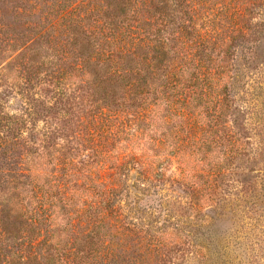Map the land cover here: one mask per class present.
<instances>
[{"label":"trees","instance_id":"1","mask_svg":"<svg viewBox=\"0 0 264 264\" xmlns=\"http://www.w3.org/2000/svg\"><path fill=\"white\" fill-rule=\"evenodd\" d=\"M250 37L264 0H0V264H179V223L128 175L200 212L255 182L229 74Z\"/></svg>","mask_w":264,"mask_h":264},{"label":"rangeland","instance_id":"2","mask_svg":"<svg viewBox=\"0 0 264 264\" xmlns=\"http://www.w3.org/2000/svg\"><path fill=\"white\" fill-rule=\"evenodd\" d=\"M235 53L229 72L230 94L244 124L245 130L240 131L251 141L253 159L248 163L257 170L249 173L253 176L260 169L255 182H237L232 174L222 189L225 198L218 195L217 188L209 190L210 199L206 196L200 212L195 209L196 194L188 186L170 182L153 185L140 179L137 169L128 175L129 201H136L135 209L147 207L146 211L157 217V224L165 218L179 223V237L189 242L184 255L176 260L179 264H264V38L257 43L255 37L243 40ZM14 100L12 97L11 102ZM159 260L160 264L165 261Z\"/></svg>","mask_w":264,"mask_h":264}]
</instances>
